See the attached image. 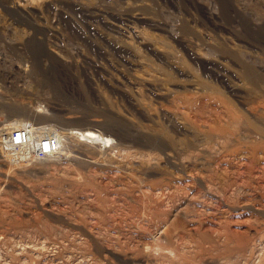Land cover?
<instances>
[{
  "label": "rangeland",
  "instance_id": "rangeland-1",
  "mask_svg": "<svg viewBox=\"0 0 264 264\" xmlns=\"http://www.w3.org/2000/svg\"><path fill=\"white\" fill-rule=\"evenodd\" d=\"M3 50L114 144L0 155V264H264V0H0Z\"/></svg>",
  "mask_w": 264,
  "mask_h": 264
},
{
  "label": "built area",
  "instance_id": "built-area-1",
  "mask_svg": "<svg viewBox=\"0 0 264 264\" xmlns=\"http://www.w3.org/2000/svg\"><path fill=\"white\" fill-rule=\"evenodd\" d=\"M0 57L2 62H6L5 57H7L9 58L8 62L12 63L10 68L5 67L3 72L7 73L0 76V93L7 99L12 100L16 98V89L21 86L26 89L28 84L35 85L37 89L35 91L31 87L27 88V92L31 94H26L29 98L24 100H27L30 104H39L40 107H46L50 103L49 97L44 92L46 89L42 88V94L39 93L40 87L27 78L31 76L27 64L18 61L14 63L4 50L0 52ZM28 58L29 56L25 55L24 58L19 59L20 61L30 62ZM2 101L4 100L2 99ZM13 118L12 116L8 117L0 114V155L12 164L62 157L63 151L68 148L70 139L86 144H97L98 147L100 146L103 149L114 144V139L110 135L92 127L83 130L82 127L68 128L53 123L23 122L16 124L12 122ZM88 131L91 133L93 131L92 134L96 136L104 135L108 139L104 138V141L98 139V142H91L90 140L95 141L96 136L88 134Z\"/></svg>",
  "mask_w": 264,
  "mask_h": 264
},
{
  "label": "bare ground",
  "instance_id": "bare-ground-1",
  "mask_svg": "<svg viewBox=\"0 0 264 264\" xmlns=\"http://www.w3.org/2000/svg\"><path fill=\"white\" fill-rule=\"evenodd\" d=\"M43 61V64L44 65H46L47 64V59L45 58V62H44V60H42ZM32 88L34 91L35 90H37L36 89V86L35 85H32L31 86V84H28L27 86H26V89H25V87H23V86H21L19 89H16V91H17V93H16V98H14V99H7V97H5V96H3L1 93H0V98L1 99H3L4 101H3V103H0V104H2V106L3 105H13V104H15V105H18L19 107L20 106H22V107H27V108H30L31 110H32V112L33 113H31V115H30V117L29 118H27V117H24V118H27V120L26 119H23V118H21V117H19V118H13L12 119V122H14V123H16V124H18V123H23V122H25V123H31V122H37V123H41V121H43L44 119L46 120V119H48L49 118V116H50V114L47 112V113H44V115H42L41 116V113L39 114V116H38V113L40 112V111H47V110H49V109H47V107L49 106V104H47V106L46 107H40L39 106V104L38 105H32V104H30L27 100H24V99H26V98H29L28 96H26V94H31L30 92H27V88ZM44 96L45 97H47L45 94H44ZM5 100H7L6 102H5ZM51 102V101H50ZM44 108V109H43ZM47 109V110H46ZM50 110H52V109H50ZM1 114V113H0ZM38 116V117H36V119H34L35 118V116ZM31 116L33 117L32 119L33 120H30L31 119ZM8 117H10V116H8ZM40 118V119H39ZM39 120V121H38ZM48 122V121H47ZM50 122V121H49ZM49 122L48 123H46V124H49ZM59 124V123H58ZM57 124V125H58ZM63 126V125H62ZM92 133H94V132H92ZM92 133H88V134H92ZM92 135H94V134H92ZM95 136V135H94ZM63 154H64V152H63Z\"/></svg>",
  "mask_w": 264,
  "mask_h": 264
}]
</instances>
